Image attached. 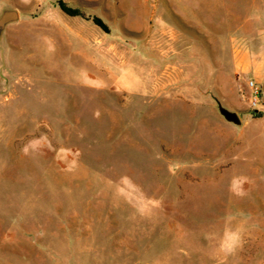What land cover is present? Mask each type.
<instances>
[{
	"label": "rangeland",
	"instance_id": "1",
	"mask_svg": "<svg viewBox=\"0 0 264 264\" xmlns=\"http://www.w3.org/2000/svg\"><path fill=\"white\" fill-rule=\"evenodd\" d=\"M6 11L0 264H264V100L250 107L242 71L264 0Z\"/></svg>",
	"mask_w": 264,
	"mask_h": 264
},
{
	"label": "crops",
	"instance_id": "2",
	"mask_svg": "<svg viewBox=\"0 0 264 264\" xmlns=\"http://www.w3.org/2000/svg\"><path fill=\"white\" fill-rule=\"evenodd\" d=\"M246 63L242 67V71L248 76L257 79L263 87L264 100V51H252L246 54Z\"/></svg>",
	"mask_w": 264,
	"mask_h": 264
},
{
	"label": "water",
	"instance_id": "3",
	"mask_svg": "<svg viewBox=\"0 0 264 264\" xmlns=\"http://www.w3.org/2000/svg\"><path fill=\"white\" fill-rule=\"evenodd\" d=\"M19 19V14L17 11H6L3 16L0 18V34L4 31L6 26L12 22H15ZM220 113L225 117V119L235 125L240 126L242 124L241 119L238 113L228 110L219 103Z\"/></svg>",
	"mask_w": 264,
	"mask_h": 264
},
{
	"label": "built area",
	"instance_id": "4",
	"mask_svg": "<svg viewBox=\"0 0 264 264\" xmlns=\"http://www.w3.org/2000/svg\"><path fill=\"white\" fill-rule=\"evenodd\" d=\"M247 88L249 89V95H244V99L249 103L252 109L259 110L263 105V89L261 85L254 79H250L247 82Z\"/></svg>",
	"mask_w": 264,
	"mask_h": 264
},
{
	"label": "trees",
	"instance_id": "5",
	"mask_svg": "<svg viewBox=\"0 0 264 264\" xmlns=\"http://www.w3.org/2000/svg\"><path fill=\"white\" fill-rule=\"evenodd\" d=\"M59 6L61 8V10L66 13L69 16L72 17H82V14L79 12V10H75L72 8L67 7V5L63 2H59ZM93 22L96 26H98L99 28H101L104 32L109 33V29L106 26V24L103 23L102 20L98 19V18H93Z\"/></svg>",
	"mask_w": 264,
	"mask_h": 264
}]
</instances>
